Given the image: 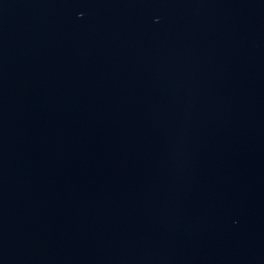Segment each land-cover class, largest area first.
Returning a JSON list of instances; mask_svg holds the SVG:
<instances>
[{"label":"water","instance_id":"obj_1","mask_svg":"<svg viewBox=\"0 0 264 264\" xmlns=\"http://www.w3.org/2000/svg\"><path fill=\"white\" fill-rule=\"evenodd\" d=\"M0 264H264V0H0Z\"/></svg>","mask_w":264,"mask_h":264}]
</instances>
